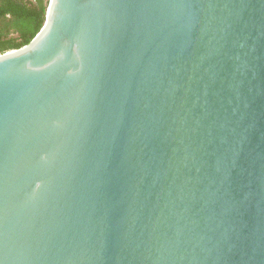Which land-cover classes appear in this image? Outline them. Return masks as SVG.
Segmentation results:
<instances>
[{"label": "water", "instance_id": "1", "mask_svg": "<svg viewBox=\"0 0 264 264\" xmlns=\"http://www.w3.org/2000/svg\"><path fill=\"white\" fill-rule=\"evenodd\" d=\"M0 264H264V0H49L0 54Z\"/></svg>", "mask_w": 264, "mask_h": 264}, {"label": "trees", "instance_id": "2", "mask_svg": "<svg viewBox=\"0 0 264 264\" xmlns=\"http://www.w3.org/2000/svg\"><path fill=\"white\" fill-rule=\"evenodd\" d=\"M49 0H0V54L30 42L42 27Z\"/></svg>", "mask_w": 264, "mask_h": 264}]
</instances>
